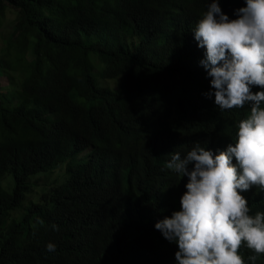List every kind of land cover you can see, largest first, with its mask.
I'll use <instances>...</instances> for the list:
<instances>
[{"label": "trees", "instance_id": "1", "mask_svg": "<svg viewBox=\"0 0 264 264\" xmlns=\"http://www.w3.org/2000/svg\"><path fill=\"white\" fill-rule=\"evenodd\" d=\"M210 3L0 0V29L15 14L0 43V264H177L178 245L155 228L186 191L170 153L198 142L218 154L250 113L204 95L214 90L193 31ZM219 3L230 19L246 6ZM241 195L264 212V190ZM239 254L264 264L246 245Z\"/></svg>", "mask_w": 264, "mask_h": 264}, {"label": "clouds", "instance_id": "2", "mask_svg": "<svg viewBox=\"0 0 264 264\" xmlns=\"http://www.w3.org/2000/svg\"><path fill=\"white\" fill-rule=\"evenodd\" d=\"M245 2L230 19L219 0H211L193 31L197 46L205 49L201 64L214 90L204 95H214L221 111L247 105L250 113L226 150L214 154L197 142L183 156L170 153L167 169L188 181L180 210L155 228L178 245L177 264H245L239 254L243 245L264 254V212L251 215L241 195L253 187L264 190V90L252 91L264 89V0ZM46 248L52 252L56 245Z\"/></svg>", "mask_w": 264, "mask_h": 264}, {"label": "rangeland", "instance_id": "3", "mask_svg": "<svg viewBox=\"0 0 264 264\" xmlns=\"http://www.w3.org/2000/svg\"><path fill=\"white\" fill-rule=\"evenodd\" d=\"M14 18H15V14L14 11L12 9H8L7 11V19H5V24L3 26V28L0 29V43L5 40L8 36V34L13 30V24H14ZM27 58L28 59H33L34 56L29 52L27 54ZM102 81H104V78H102ZM108 83L112 84L113 86H115L117 83L114 81H109ZM0 86L2 87V92H6V88L8 86V80L6 77L3 76L2 72H0ZM88 152V150L82 152L80 154V156H84L86 153ZM66 174V167L65 164L64 165H59L57 167V169H55L52 172V175L50 177V180H62L63 177H65ZM1 187L3 189H6L7 191L11 192V188L8 186V184L4 181L1 184ZM29 198V195H27V199ZM37 201V200H36ZM28 203V200L26 201V205Z\"/></svg>", "mask_w": 264, "mask_h": 264}]
</instances>
